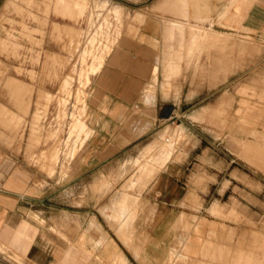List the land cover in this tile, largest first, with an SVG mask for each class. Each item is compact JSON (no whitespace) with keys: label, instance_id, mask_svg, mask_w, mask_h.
<instances>
[{"label":"rangeland","instance_id":"1","mask_svg":"<svg viewBox=\"0 0 264 264\" xmlns=\"http://www.w3.org/2000/svg\"><path fill=\"white\" fill-rule=\"evenodd\" d=\"M107 6L104 0H0V191L14 189L20 196L31 193L34 199L9 209L0 207V264H31L24 246L39 243L49 250L45 264H111L112 247L127 264H264V136L245 132L242 120L232 115L234 93L264 105V44L246 34L222 39L217 62L223 80L220 85L209 83L214 80L216 62L210 45L219 43V36L207 35L191 54L181 52L176 58L185 70L190 69L192 90L216 87L210 97L192 103L202 117H190L202 121L216 141L198 126H187L182 107L167 103L158 110L152 128L117 155L119 163L112 164L105 176L90 179L80 161L92 135L86 125L91 78L109 53L96 51L110 44V35L105 36L111 29L105 21L110 14ZM98 10H106V15ZM182 70L175 75L180 76ZM246 76L258 78L248 93L247 89L237 90L244 86L236 84ZM204 77L207 84L193 82ZM180 87L171 83L169 90L178 93ZM216 95L224 96L218 104ZM163 129L159 145L171 153L175 148L168 162L183 163L180 172L183 167L190 169L202 137L206 142L201 146L209 148L207 156L228 159L233 152L245 161L241 171L250 181L241 180L245 190L234 199L228 191L221 200L215 184L205 189L202 181H189L194 190L187 206L201 210L198 217L206 212L208 220H219L221 229L206 223L207 232L202 231L197 218L195 223L183 220L172 228L170 216L159 220L163 212L153 221L146 220L145 212L142 217L137 213L129 246L139 248L143 259H135L115 233L124 216L117 222L111 220V208L122 193H140L131 180L140 165L131 164V159ZM236 134L244 138L236 139ZM137 198L141 208L143 200ZM119 204L121 209L125 207L126 199ZM213 204L218 207L212 211ZM231 204H239L237 218H231ZM221 207L227 210L223 215ZM101 235L112 247L91 244Z\"/></svg>","mask_w":264,"mask_h":264},{"label":"crops","instance_id":"2","mask_svg":"<svg viewBox=\"0 0 264 264\" xmlns=\"http://www.w3.org/2000/svg\"><path fill=\"white\" fill-rule=\"evenodd\" d=\"M104 1L108 3L107 7L110 9L109 17L105 19L111 28L109 33L105 34V36L110 35V44L105 43L106 46L103 45L96 51L109 53L105 56L100 71L91 78L86 125L92 131V135L87 139L86 154H83L84 157L80 161V167L84 166L83 172L88 173L87 176L90 179L99 178V175L105 176L112 164L119 163L120 158L117 155L152 128L157 119L158 110L167 103L182 107L185 120L188 122L186 125L198 126L213 139L210 134L208 135L206 128L202 127V121H194L191 118L202 117L201 112L192 109V103L207 99L216 87L210 89L202 86L192 90L190 69L185 70L183 64L177 63L176 58H180L182 53L191 54L193 48L205 41L202 38L207 35L219 36V43L210 45L213 47L211 49L216 62L214 80L209 83L220 85L223 80L221 71L217 72V68H220V63L217 62L221 60L222 39L227 38V35L246 34L253 40L258 39L264 44V0ZM104 11L106 15V10H98L97 13L102 16ZM123 19L127 21L122 23ZM87 20L88 22L92 20L90 15ZM93 21H96V17ZM185 24L189 26L186 27ZM191 25H196V27ZM200 25L204 27V30H201ZM90 31L92 30L89 29V33ZM180 68L183 69L181 75H175L179 73ZM193 82L202 85L208 83L205 77L199 80L194 79ZM171 83L181 84L178 93H171L169 90ZM254 83H258V78L246 76L236 82L244 86L237 87V90L247 89L248 93L249 90H254L251 86ZM232 96L234 99L232 115L242 120L240 125L242 129L256 136H259L258 134L264 136V105H256L255 99L238 93ZM223 97L216 95L215 104H218ZM136 108L139 109L138 112L133 113ZM164 129L158 133L156 139L143 146L138 156L131 159V164L140 165L139 172L131 178L132 182H136L132 184L141 190L140 193L134 195L127 191L122 193L111 208V220L117 222L121 216H124V222L115 228V233L126 247L131 244L132 224L136 221L137 213L138 217H142L145 212L148 214L146 220L153 221L163 212L165 215L159 220L170 216L174 223L172 228L183 220L188 223H195L197 220L201 221L202 231L207 232L206 223L214 224V228L221 229L218 227L221 225L219 220H208L206 212L204 217H198L196 214H199L201 210L192 211L191 206H187L191 190H194L189 183L191 179L196 178L202 181L205 189L215 184V194L220 197V200L228 191L234 199L235 194L238 196L240 190L243 192L245 190L241 180L250 181L249 176L241 171L245 161L233 152L228 159L207 156L209 148L206 145L201 146V142H206V139L202 137L197 141L199 154L192 158L190 169L185 171L186 168L183 167L180 172L178 167H182L183 163L168 162L174 156L175 148L171 153L161 149L159 145ZM239 138L242 139L244 136L237 135L236 139ZM245 138L249 140L248 136ZM196 147L197 145L194 148ZM129 179L127 178L126 181ZM223 181H225V186H223ZM100 185L101 183L98 186ZM0 192H2L0 207L9 209L23 200L34 201L31 193L20 196L15 193L14 189ZM247 194L250 196L249 192ZM137 196L144 201L140 204L141 208L137 205L139 201ZM124 199H126V204L121 209L119 203ZM262 205L264 207V204ZM249 206L250 204L247 205V209ZM217 207L218 204H213L211 210ZM226 212L227 210L222 211L221 207L220 215ZM230 214L231 218H237L239 204H231ZM177 238L174 239L173 244ZM14 243L18 245L19 241L15 240ZM94 243L104 247L111 245L102 235L96 241L91 242V244ZM171 247L164 254H168ZM23 250L26 251V259L31 264H45L49 250L41 243L29 248L25 245ZM112 250L111 264H127L120 252L114 247ZM131 250L135 259H143L139 255V248L133 247Z\"/></svg>","mask_w":264,"mask_h":264},{"label":"bare ground","instance_id":"3","mask_svg":"<svg viewBox=\"0 0 264 264\" xmlns=\"http://www.w3.org/2000/svg\"><path fill=\"white\" fill-rule=\"evenodd\" d=\"M166 148H167V147H166ZM146 168H147V167H146ZM119 205H121V204H119ZM121 206H122V205H121ZM121 206H120V207H121ZM123 206H124V205H123ZM123 208H124V207H123ZM130 211H131V210H130Z\"/></svg>","mask_w":264,"mask_h":264}]
</instances>
